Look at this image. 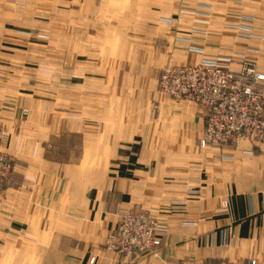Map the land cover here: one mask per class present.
<instances>
[{"label": "rangeland", "instance_id": "374dc122", "mask_svg": "<svg viewBox=\"0 0 264 264\" xmlns=\"http://www.w3.org/2000/svg\"><path fill=\"white\" fill-rule=\"evenodd\" d=\"M263 19L264 0H0V126L6 135L3 152L13 164L0 202L14 190L19 202H28L33 188L40 187L33 178L45 174L82 178L84 189L103 186L111 146L137 119L152 121L159 112L165 117L169 111L201 110L197 156L206 148L231 147L234 151L223 159L235 162L238 149L252 153L248 146L264 141L202 147L205 108L168 93L165 84L182 87L178 76L187 69L218 66L232 75L225 88L229 95L239 97L237 76L252 70L264 74ZM257 90L264 103V80ZM233 107L237 111V103ZM41 153L44 160L63 164L61 171L49 168ZM15 175L26 176V182L15 183ZM75 181L67 183L75 186ZM221 202L229 206L228 200ZM6 206L13 208L12 199ZM130 211L151 218L162 244L166 223L146 209L130 208L117 212L103 247L109 250L121 213ZM29 249L36 250L24 246L21 256ZM222 262L235 264L227 259L216 264Z\"/></svg>", "mask_w": 264, "mask_h": 264}, {"label": "crops", "instance_id": "0c3cea01", "mask_svg": "<svg viewBox=\"0 0 264 264\" xmlns=\"http://www.w3.org/2000/svg\"><path fill=\"white\" fill-rule=\"evenodd\" d=\"M168 113L137 119L111 146L103 186L84 189L82 178L53 173L33 178L40 187L28 202H19L16 190L7 194L0 202V264H264V144L248 146L252 153L238 149L235 162L223 159L231 147L206 148L200 157L201 110ZM41 159L56 172L64 166L44 160L43 153ZM26 179L14 176L15 183ZM74 179L77 185H69ZM196 190L199 195H192ZM10 199L13 208L6 206ZM178 200L185 204L175 205ZM130 208L146 209L166 223L154 253L129 258L103 247L117 212ZM24 246L36 250L22 257Z\"/></svg>", "mask_w": 264, "mask_h": 264}, {"label": "built area", "instance_id": "2783aa9c", "mask_svg": "<svg viewBox=\"0 0 264 264\" xmlns=\"http://www.w3.org/2000/svg\"><path fill=\"white\" fill-rule=\"evenodd\" d=\"M193 69H187L183 78L178 76V80L183 82L182 87L166 83L165 88L175 97L195 100L205 108L206 128L201 146L264 141V103L257 90V85L264 80V74L252 70L237 76L240 96L233 98L225 89L232 82L229 79L232 75L228 71L218 66H198ZM236 103L237 111L234 112ZM5 144V131L0 126V192L13 170L11 158L3 152ZM158 231L156 224L144 212L121 213L116 230L109 236L108 249L126 257L150 254L161 245ZM94 260L92 258L91 262ZM246 264L256 262L249 260Z\"/></svg>", "mask_w": 264, "mask_h": 264}]
</instances>
